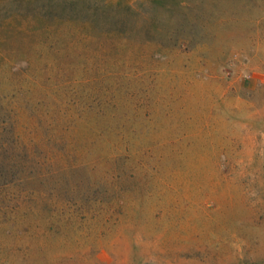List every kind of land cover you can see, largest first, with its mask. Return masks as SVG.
I'll use <instances>...</instances> for the list:
<instances>
[{
  "label": "rangeland",
  "instance_id": "1",
  "mask_svg": "<svg viewBox=\"0 0 264 264\" xmlns=\"http://www.w3.org/2000/svg\"><path fill=\"white\" fill-rule=\"evenodd\" d=\"M264 258V0H0V264Z\"/></svg>",
  "mask_w": 264,
  "mask_h": 264
},
{
  "label": "crops",
  "instance_id": "2",
  "mask_svg": "<svg viewBox=\"0 0 264 264\" xmlns=\"http://www.w3.org/2000/svg\"><path fill=\"white\" fill-rule=\"evenodd\" d=\"M244 251H239L236 253L234 261H229L225 264H264V258H262L263 262L256 263L255 261L249 262L247 259L244 257Z\"/></svg>",
  "mask_w": 264,
  "mask_h": 264
}]
</instances>
